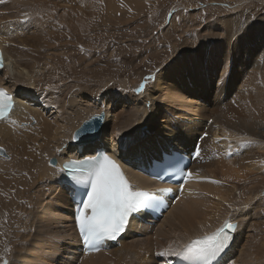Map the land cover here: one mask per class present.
Segmentation results:
<instances>
[{
	"label": "bare ground",
	"instance_id": "bare-ground-1",
	"mask_svg": "<svg viewBox=\"0 0 264 264\" xmlns=\"http://www.w3.org/2000/svg\"><path fill=\"white\" fill-rule=\"evenodd\" d=\"M198 1L148 3L154 13ZM253 1L261 0L200 3L202 19L184 21L172 49H148L138 62L142 71L125 75L130 56L103 48V37H96L102 47L92 42L89 7L85 13L81 0L0 2V48L8 59L0 86L16 100L15 124L0 122V264H172L177 257L156 253L211 233L226 219L239 227L218 264H264V24L251 16ZM107 2L116 8L117 0ZM141 74L152 79L137 92ZM99 110L100 137L79 154L72 136ZM247 140L253 145L241 147ZM196 142L207 161L191 168L195 179L153 227L133 226L119 247L75 255L62 162L111 151L132 186L149 191L135 170Z\"/></svg>",
	"mask_w": 264,
	"mask_h": 264
},
{
	"label": "snow or ice",
	"instance_id": "snow-or-ice-1",
	"mask_svg": "<svg viewBox=\"0 0 264 264\" xmlns=\"http://www.w3.org/2000/svg\"><path fill=\"white\" fill-rule=\"evenodd\" d=\"M2 67L3 59L0 57V68ZM148 79L152 77L146 78ZM144 86L141 84L136 91L143 92ZM13 109L14 97L5 88L0 87V122L15 124L10 118ZM102 120L103 112L92 120H86L73 134L72 140L79 141L82 136L93 131V122ZM204 135L207 136V133ZM253 143L247 140L241 144V147L246 148ZM3 151L0 148V152ZM196 155L199 156L198 151ZM49 163L54 166V161ZM61 173L67 176L73 197L81 195V199L76 202L74 219L75 227L86 250H99V246L105 241L116 240L126 230L133 212L152 206L151 194L134 190L126 180L121 164L109 155L100 153L86 159L70 161L63 165ZM182 175L186 180L191 173H182ZM80 189H84L83 193ZM237 227L238 225L232 223L231 219L225 220L214 232L198 236L180 248L169 245L158 251L156 255L165 259L177 257L190 264H213L230 245ZM5 251L11 250L6 248ZM2 264H10V262L3 259Z\"/></svg>",
	"mask_w": 264,
	"mask_h": 264
},
{
	"label": "rangeland",
	"instance_id": "rangeland-1",
	"mask_svg": "<svg viewBox=\"0 0 264 264\" xmlns=\"http://www.w3.org/2000/svg\"><path fill=\"white\" fill-rule=\"evenodd\" d=\"M81 1L85 13L89 7L87 10L89 17L87 19L92 27V42L97 41V45L99 46L102 44V47L103 43H100L99 39L96 37H103L102 39L105 42L103 48H105V46L108 47L109 45L110 50H115L116 52L124 50L127 54L123 51L125 54L122 52L121 54L124 55L122 57H127V55L130 56L131 60L128 59V61L123 63V75L131 71L133 72L134 69L136 70V73H138L137 71H142L141 66H143V64L138 62L144 59V54H146L147 59V56L149 55L148 49H152L153 53L164 51L166 48L168 50L172 49L171 46L176 44L173 42V37H181L180 26L184 25V21H190V25L199 23L203 17L199 14L201 10L206 8L200 6V3L206 4V2H204L206 0L198 1L196 3L197 6H192L193 8H188V6L175 8V5L177 4H166L157 9L154 13L153 11H150L152 2L148 3V0H136L137 2L135 0H117L116 8H113V6L111 7L107 0ZM219 1H224L225 4L231 6V3L243 0ZM252 4L253 5L249 6L248 9L251 12V16L256 18V24L260 26L264 24V0H261L260 2L253 1ZM227 5H224V7ZM234 5H236V3ZM191 14L195 15L192 16ZM212 14L213 12H210L209 16ZM173 21L176 22V24L172 25ZM158 26L160 30L165 29L166 31L164 33L158 32ZM198 36L202 37L203 35ZM185 37H190V35L186 33ZM170 42L171 44H169ZM121 54H118V56H121ZM99 56L101 59L102 55H100V50ZM147 65H149V62ZM129 66L131 69L125 68ZM141 76L142 74L140 77ZM145 76L141 77L140 84L145 85L147 78ZM101 111L103 110H99L98 113ZM143 129H145V127Z\"/></svg>",
	"mask_w": 264,
	"mask_h": 264
},
{
	"label": "water",
	"instance_id": "water-1",
	"mask_svg": "<svg viewBox=\"0 0 264 264\" xmlns=\"http://www.w3.org/2000/svg\"><path fill=\"white\" fill-rule=\"evenodd\" d=\"M93 117H95V116H93ZM92 118L90 120H92ZM102 123H103V120L99 121V122H93V125H92L93 131L88 133L86 136H82L79 139V141H76V142L73 141V143L75 145H83V144L93 142L94 140H97L101 134ZM77 130L75 131V133L77 132ZM52 161H54V160H52ZM54 165H55V161H54Z\"/></svg>",
	"mask_w": 264,
	"mask_h": 264
}]
</instances>
